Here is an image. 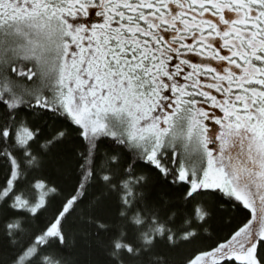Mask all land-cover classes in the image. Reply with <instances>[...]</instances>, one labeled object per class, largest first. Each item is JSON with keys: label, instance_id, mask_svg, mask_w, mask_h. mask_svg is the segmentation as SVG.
Wrapping results in <instances>:
<instances>
[{"label": "snow or ice", "instance_id": "6c2138e0", "mask_svg": "<svg viewBox=\"0 0 264 264\" xmlns=\"http://www.w3.org/2000/svg\"><path fill=\"white\" fill-rule=\"evenodd\" d=\"M20 61L32 67L24 71ZM0 104V161L8 169L0 203L11 201L10 208L35 214L56 191L37 180L30 187L38 199L23 198L20 184L40 159L30 144L39 130L17 119L21 105L70 120L84 141L75 193L44 231L25 247L18 239L24 222L4 225L3 238L21 245L12 264H53L41 247L67 243L62 221L97 178L103 189L86 205L80 235L87 241L111 232L109 264H174L156 250L158 241L191 243L211 218L210 203L228 212L237 202L249 210L245 222L183 264H264V0H0ZM102 136L118 144L126 137L165 179L185 185L182 199L192 209L178 228L169 227L175 212L162 219L155 206L129 216L144 177L129 165L118 179L116 155L105 153L98 164ZM107 193L119 195L126 221L115 229L93 214Z\"/></svg>", "mask_w": 264, "mask_h": 264}, {"label": "trees", "instance_id": "16d2710c", "mask_svg": "<svg viewBox=\"0 0 264 264\" xmlns=\"http://www.w3.org/2000/svg\"><path fill=\"white\" fill-rule=\"evenodd\" d=\"M95 11L97 10H90V19L93 22H102V18L94 14ZM19 63L24 65V71H28L33 62ZM12 75L15 78V74ZM19 83L24 85L30 82L25 78H19ZM4 111V105L0 104V117L3 116ZM17 119L24 121L25 126L31 130H39L35 135V142L30 141V144L32 153L40 159V166L28 169L27 179L20 184V188L25 191L23 198L29 199L30 202L38 199L39 190L30 187L37 180L46 184L45 191L47 188H54L56 191L48 193L45 205L35 214H31L26 209L8 207L11 201H8V204L0 203V264H12L15 255L21 251V245L26 247L40 235L58 215L65 201L75 193L79 179L76 153L82 151L84 145V141L79 136V126L63 117L54 116L50 111L33 110L21 105L17 110ZM114 130L118 133L121 131L119 126ZM62 131L67 132V135L59 138L57 134ZM54 137L58 142L48 144L47 142L52 141ZM121 139L124 143L118 144L111 136L99 138L98 164L105 159V153L109 156L116 155L120 157V163L113 168L117 172L118 179L124 177V171L129 165H132L134 176L144 177L141 185L136 188L138 193H143V198H138L134 207L128 210L129 216L137 210H143L145 205L148 208L155 206L160 209L162 219H167L172 212H175L176 216L169 227L178 228L183 223L185 214H190L192 209V204L182 199L186 191L185 185L182 182L171 183V177L165 179L154 165L147 162L142 148L128 142L126 137ZM185 163L191 166L189 161L185 160ZM7 171L6 165L0 161V184L4 183ZM102 189V182L97 178L76 211H72L62 221L64 232L68 237L67 243L51 241L49 245L41 247V258L49 257L53 264L55 261L68 258H71L74 264H109L104 245L112 233L101 232L99 237L93 236L87 241L80 235L81 217L87 212L86 205L99 197ZM237 204L235 210L222 212L218 210L216 203H210L208 208L211 218L202 227L197 228L198 236L195 240L191 243L178 242L176 247H169L166 241L160 240L156 250L167 254L174 264H183V261L193 253L210 250L217 243L225 242L232 230L249 217V210L239 202ZM121 210L119 195L107 193L96 205L93 214L101 217L103 222L115 229L126 224V221L120 218ZM13 218L24 222L25 232L18 238L21 240V245L11 246L3 238L4 225ZM125 231L129 240H134L135 229L129 226ZM32 264H39V259L33 260Z\"/></svg>", "mask_w": 264, "mask_h": 264}, {"label": "rangeland", "instance_id": "374dc122", "mask_svg": "<svg viewBox=\"0 0 264 264\" xmlns=\"http://www.w3.org/2000/svg\"><path fill=\"white\" fill-rule=\"evenodd\" d=\"M216 127H218V126H216ZM216 147L218 148V145Z\"/></svg>", "mask_w": 264, "mask_h": 264}]
</instances>
